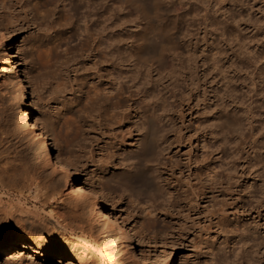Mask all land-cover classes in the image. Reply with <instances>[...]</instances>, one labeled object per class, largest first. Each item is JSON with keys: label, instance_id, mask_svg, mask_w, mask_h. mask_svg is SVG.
<instances>
[{"label": "rangeland", "instance_id": "374dc122", "mask_svg": "<svg viewBox=\"0 0 264 264\" xmlns=\"http://www.w3.org/2000/svg\"><path fill=\"white\" fill-rule=\"evenodd\" d=\"M24 1L29 6L35 2ZM141 2L149 8L145 12L132 0H116V29L124 30L117 42L124 37L133 41L147 27L143 42L156 45L173 37V43L157 60L137 59L134 54L127 63L112 60L115 78L125 69L129 80L118 108L104 102L103 95L98 104L91 102L85 80L74 84L72 72L68 79L72 87L67 86L61 103L49 96V84L44 83L48 79L37 75L31 56L38 28L50 26L47 20L36 24L43 22L41 17L52 6L39 5L31 24L14 20L23 1L16 9L9 2L7 9L0 5V26L13 35L9 54L18 71L15 77L0 62V181L8 183L0 188V207L7 209L10 204L14 215L22 212L23 217L35 218L43 224L39 233L46 238L52 237V231L61 238L78 237L79 251L83 246L84 260L88 257L83 264H115L111 255L104 258L91 249L97 232L86 225L82 205L60 190L59 177L45 166L43 149L36 146L32 152L26 144L19 112L28 104V122L44 111L52 116L54 134L48 132L46 144L76 170L77 178L89 180L97 190L105 206H98L99 223L110 217L106 209L114 212L117 230L130 237L133 262L264 264V0H162L171 8L163 18L167 35L157 31L152 0ZM109 64L100 57L90 70L101 78L87 74L84 64L78 74L105 80ZM22 88L25 95L20 98ZM36 129L41 131L39 126ZM142 134L147 143L143 163L151 168L157 188H150L143 174L141 182L133 185L134 192L127 181L109 178L115 171L129 169ZM70 186L76 188V179ZM102 222L100 228L106 225ZM60 223L66 225L65 231ZM242 229L247 244L238 237ZM112 232L104 235L111 242L98 240L112 244L107 246L110 249L116 241ZM46 250L40 255L20 247L13 254H0V264H81L59 244ZM164 252L170 254L165 263Z\"/></svg>", "mask_w": 264, "mask_h": 264}, {"label": "bare ground", "instance_id": "6f19581e", "mask_svg": "<svg viewBox=\"0 0 264 264\" xmlns=\"http://www.w3.org/2000/svg\"><path fill=\"white\" fill-rule=\"evenodd\" d=\"M22 1L23 3L20 5L21 10L19 9L20 11L19 12L17 11L18 13H15V17H14L15 18L14 20H17V22L16 21H12V22L18 23V20H19V21H25L24 23L26 22L31 23V24L35 23V20L38 14V8H39L38 6L39 5L52 6L50 8H47V14L45 13L44 14L45 16L41 17L43 22L40 21L36 24V25H40L41 23H43L44 25V20H45V23L48 21L47 24H49L50 26L48 28L44 27L45 29H42L43 27L38 28L37 30L38 32L36 34V44L34 47L35 52L34 51L32 52L33 56H31L32 53L30 51L29 52L31 54L30 53L29 54L32 57L31 61H32V64L34 65V68L36 69V71L38 70L37 72H39L37 73V75L40 78H43V80L48 79V81L46 80L47 82L44 81V83L46 85L49 84V88H50L49 93H48L50 94L49 96L52 95L51 97H53V99H56V101L58 100V103H61L59 102L60 101L59 98L63 96L65 91L68 90L67 86L72 87V84H73L71 82L72 80L71 81L68 80L69 72H72L74 74L73 78H75L73 81L74 84H76V81L78 80L79 81L85 80L86 82L85 84H87V87H86L87 89L85 91L87 95L86 94L85 95L87 98L89 96V99L91 102L93 101L95 104L96 103L98 104L100 101V97L103 95L104 102L110 101V103L114 105V106L113 105L111 106H113L114 108H118V106H120V103L122 101V98H123L122 96L128 93L127 88H128L129 80H128V76L126 73L127 70L125 69L123 70L122 76H120L119 78H115L112 72V69L110 67L112 60L114 58L115 59L118 58L121 64L127 63L128 59L131 58L132 54L136 55L138 57L137 59H141V58L148 59L149 58L150 60H153V58H156L157 60V58L161 56L162 52L166 48L167 44L170 41H171L170 45L171 43H173V41L171 40L173 39V37L171 39H168V37H165L166 42H164L163 40L160 43L158 42L159 44L156 43V45L155 44L153 45L151 43H146V40L145 42H143L141 38H142V35L146 33L145 29L147 27H143L141 32L136 33L133 41H129L128 40L129 38L127 39L126 37H124V39L123 38L119 39L120 41L117 42L116 39L124 35L123 34L124 30L116 29V14H117V9H118L115 5L116 0H34L35 2L31 6H29L30 3L25 2L24 0H8V1L1 0L0 5H1L2 10H4L8 8L6 4L9 2V4L14 5L16 9V7L19 6V4ZM127 1H131V0H127ZM132 1L136 4V6L139 9H141L144 12L149 9L148 6H146L143 2H141V0H132ZM161 1L162 0H152L150 9H151L153 17L157 18V22H156L157 31L159 30L162 35H164V33L165 35H167L169 30L166 29V26L164 25V22H163V18L164 16L170 14L171 8L168 7L167 5L165 6L164 3L162 4ZM4 15L6 14L4 13ZM12 15H14V12ZM10 18H8L7 20H9ZM8 24H11V22ZM2 27L0 26V44L2 45V46L0 45L2 47L0 49V62L3 63V65L7 66L9 70L12 72V74L15 77H17L18 71H16L17 69L14 63L12 62V57L9 54V51L12 48L11 45H12L13 35L12 33H10L9 31H7L6 29ZM153 51L157 56L154 55ZM100 57L110 62L109 64L110 70L106 69L108 71L107 73H105L107 74V77H105L106 78L105 80L100 79V80L95 81L96 80L95 78H101L103 75L100 77V75L94 74V72L90 70L95 68L94 66L99 61ZM89 63H91L92 66L88 65ZM81 64H84L82 66L86 68L84 69L86 72L90 71L87 74L93 73L96 77L86 78L85 76L83 78L82 74L80 77V74H78V72L81 69ZM9 83H11L12 85V82H9ZM115 83L116 85L119 84L118 88L117 87L114 88ZM11 85L7 86V88L10 87ZM10 90L12 89L9 88V91ZM22 90L19 91V93L21 94L20 98L24 97L25 95V91L23 88ZM79 102H80V98L79 99L77 98L76 105H78ZM21 103L19 105V108L22 107L23 105ZM12 105H16V102L13 103ZM30 108L31 107L27 104L23 106V110L19 112V115L21 117V121L19 122V124H21V127L23 128L22 129L23 135H25L24 140L26 139V142H27L26 144H28L32 148V152L35 151L36 146L38 147V149L42 148L44 150V151L42 150V152H44L42 155L44 156L47 162L45 161L46 165L44 163L43 164L46 166V168L49 166L48 168L52 169L51 170L52 173L53 174L55 173V175L59 177L58 180L60 181L59 182L60 190L62 188L63 193L68 198H73L72 199L73 201L75 200L77 204L82 205V208L85 210L84 214L87 220L86 225L89 224V228L91 227V229H94V231L97 232V236L96 235L95 236L96 237L99 236L98 239H96V237L93 236L95 237L94 238L95 240H93V242L90 243V245L92 246L91 249H93L99 256L105 255L104 258L107 255L109 256L111 255V257H114L112 260H114L115 264H133V263L137 264L133 262L132 260V255H131L132 252L130 250V247H129L130 244L128 242L130 237H128L126 231L119 230V228H118L119 231L117 230V227L115 224L114 212L106 209L110 217L105 218L103 216L106 221L102 220L105 222H102V221L101 222L103 224L106 223V225L103 226V228H100L102 227L101 226L102 224L101 222L99 223L98 220H101L102 218L100 217L101 215L99 216V218L97 217L98 210H100L98 209V206L99 208H104L105 206L100 200L101 198L99 199L97 190L94 189V186L92 185V183H90L89 180L85 178H84L85 180H81L77 178L78 175H75L76 170L70 169V166L60 156V154L57 151L52 152L50 150V147L46 144L45 138L46 136H48L49 134L48 132H50V135L51 133L54 134L52 132L53 122H52V116L50 115V113H48L47 111H44L40 117L35 118L34 121L28 122L29 115H30ZM145 117L149 119L150 121H152L151 116L145 115ZM37 126H39L40 128L41 130L40 132H38V130L36 129ZM136 142H137L136 150H134L131 155V157L134 160L133 162L130 163L129 169L126 171H115L114 174H112L109 179L125 180L127 181L128 185L131 187V189H133L132 188L133 185L137 182H141L142 180L141 177L143 176V174H145L149 181L148 183L149 187L156 189L157 183L154 180V177L152 176V170L149 167V165H145L143 163L144 161L147 160V155H146L147 154L146 152L147 143H146L145 135L142 134V136ZM28 145L27 147L29 148ZM36 151H39V150H36ZM32 152H30V155H32L31 154ZM36 155L39 156L38 153ZM51 155H53L52 159H50ZM38 159H41V158H38ZM50 176L52 175L50 174ZM205 176L209 178V175L207 173L205 174ZM75 179L77 182V186L76 188H73L70 186V182L74 181ZM1 181H4V180H1ZM1 181H0V188L1 187L4 188V186L6 187L8 183L4 185L5 183ZM10 184L11 183H9V186ZM134 192H136V190H134ZM102 200L106 201V198ZM4 206L2 205V207ZM9 208L11 211L9 210ZM12 209H11L10 204L7 205V209L6 207L5 209L0 207V254L5 255V253H12L17 249H20V247H24V248L31 250L33 254L38 253L41 255L45 253V250L47 247L53 246L55 244H59L64 247L65 252L75 257L79 263L83 264V261L85 262L86 258L88 259V257L86 256L84 260L85 252L81 253L83 252L81 251L83 246L82 248L80 247L81 249L79 251L80 243H79V240L77 239L78 237L77 238L75 237L73 239V238H66V236H63L61 238V236L58 237V234H57L58 232L56 233L52 231V237L46 238V236H42V234L39 233L41 232L40 230H42L40 227L41 226L43 227L42 223L40 224L37 222L39 224L37 225L36 220H34L35 219L34 217H33L34 219L29 218L30 216L26 217V215L25 217H23L21 216L22 212H19L20 215L19 214L14 215L13 214L14 212H12ZM56 223L59 224V222L57 221ZM98 223L101 224L100 227L98 226ZM60 225L62 226L63 224L60 223ZM64 227H66V225L60 228L64 230L63 229ZM86 227L88 228V226ZM98 227L102 229V231H100ZM103 230L113 231L112 233H114V231L115 232L118 231L116 232V237H114V234L112 235V237L116 239V241H114L115 246L113 247V249H110L111 247L110 248L107 247L109 244L108 242H111V241L110 239L108 240V238L106 239V237L104 238L105 231L103 232ZM90 231L91 230L89 229V232ZM96 232L94 234H96ZM107 233L106 235H108ZM238 237L242 243H245V244L248 243V235L244 229L241 230V233L238 234ZM103 238L106 239L105 241L108 240V242L106 243L103 242L106 244L104 245L107 247V249L109 248L108 251L104 247H102L104 246L102 245L103 243L101 242L102 241L101 239ZM82 239L84 240V238ZM83 240H80V241H83ZM98 240H101L100 243ZM85 243H88L86 239H85ZM85 243L84 245H86ZM110 245L112 246V244H109V246ZM88 249L90 248L88 247ZM104 249L106 251H104ZM90 251L91 253L93 252L92 250ZM104 252L106 253L104 254ZM165 252L162 253L164 254L162 255V258L164 259L162 261H164V263H165V259L169 258L168 255H170L169 253L165 254ZM28 256L29 255H27V257ZM12 257H14V255H12ZM17 258L19 259L21 257H17ZM158 260L160 261V259ZM88 261L90 262V260ZM19 264H24V263L20 261Z\"/></svg>", "mask_w": 264, "mask_h": 264}]
</instances>
